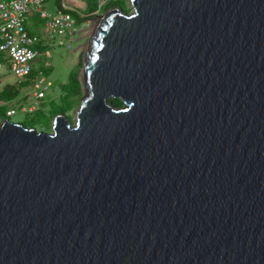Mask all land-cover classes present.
Masks as SVG:
<instances>
[{"label": "water", "instance_id": "water-1", "mask_svg": "<svg viewBox=\"0 0 264 264\" xmlns=\"http://www.w3.org/2000/svg\"><path fill=\"white\" fill-rule=\"evenodd\" d=\"M129 4L73 123L0 122V264H264V0Z\"/></svg>", "mask_w": 264, "mask_h": 264}, {"label": "rangeland", "instance_id": "rangeland-1", "mask_svg": "<svg viewBox=\"0 0 264 264\" xmlns=\"http://www.w3.org/2000/svg\"><path fill=\"white\" fill-rule=\"evenodd\" d=\"M59 2L60 0H45L43 3V8L51 15H55L60 9ZM100 2L101 0H76L75 3L77 5L74 8L77 9L79 15H89V17H80L79 15L73 13V16L76 18V26L78 31H75L72 36L65 35V37L62 38L61 44L58 43V38L48 39L46 36V38L43 40L42 50H48L50 55H45V53H43L37 58L34 66L37 70H40L42 74L45 75L47 79H49L53 84L49 88L46 98L37 100L33 95V79L27 78L19 83L18 78L9 73V68L5 67V75L0 76V85L6 86L9 84H15L20 87V91L15 99L5 103V107L14 108L15 113L10 116H4L2 113L4 110H0V122L4 119H8L12 122L24 123L28 126L31 124V122H37L40 109L47 112L51 107L52 101L48 98L49 96H54L55 101L60 104V84L68 81L69 73L75 69L78 64V78L81 80L83 57L86 54L88 43L98 21L94 17L96 15L103 14L108 9L115 8L116 6L122 8L128 7L129 11L131 9L129 0H104L103 4ZM114 4H116V6L108 8V6ZM73 5L75 4H72V6ZM87 19L89 21V26L86 33L80 32V28L86 24ZM44 22V20L38 18L37 16H31L26 26L28 30L33 31L31 33L41 35L43 33ZM67 43L70 44L69 47H67ZM46 62H48L49 65H47ZM81 89L82 93L78 97L77 102L72 110L63 114L71 123L75 121L76 111L79 107L80 100L84 95L83 87H81ZM30 107L32 110H29ZM51 125L52 119L50 121L48 130L47 128H41L38 123L35 124L34 127L37 130L51 132Z\"/></svg>", "mask_w": 264, "mask_h": 264}, {"label": "built area", "instance_id": "built-area-1", "mask_svg": "<svg viewBox=\"0 0 264 264\" xmlns=\"http://www.w3.org/2000/svg\"><path fill=\"white\" fill-rule=\"evenodd\" d=\"M76 0H60L57 14L51 15L43 8L45 0H0V76H4L5 67L9 68V73L18 78V82L31 78L30 74L36 71L33 79L34 96L37 100L46 96L52 82L37 70L34 66L35 61L43 53L50 55L48 50H42L43 40L58 38V43H62L65 35L72 36L78 31L76 18L73 13L79 15L76 7ZM101 4L104 0H101ZM72 4H75L72 6ZM31 16H37L44 20L43 33H31L26 24ZM80 16V15H79ZM89 17L82 15L80 17ZM89 26L88 19L86 24L80 28V32L87 31ZM70 46L69 43L66 44ZM49 65L48 62H46ZM1 78V77H0ZM1 81V79H0ZM4 86L0 85V91ZM29 110H32L30 107ZM15 113L14 108H8L6 115Z\"/></svg>", "mask_w": 264, "mask_h": 264}, {"label": "trees", "instance_id": "trees-1", "mask_svg": "<svg viewBox=\"0 0 264 264\" xmlns=\"http://www.w3.org/2000/svg\"><path fill=\"white\" fill-rule=\"evenodd\" d=\"M114 6H116V4L110 5V6H108V8H111ZM116 7H118V6H116ZM119 8L123 12H129L128 7L127 8L119 7ZM29 31L33 32L31 30H29ZM41 48L43 49L42 46H41ZM78 68H79V64L75 69H73L69 73L68 81L60 84V93H59L60 104H58L55 101L54 96H49L48 98L52 101L51 107L49 108V110L46 112L45 110L40 109L39 118L37 119V122L36 121H34V123L31 122V124L29 126L25 125L24 123H21V124H23L26 127H34V125L38 123L39 126H41V128H43V129L47 128V130H48V127L50 125V121H51V119H53V117L55 115L65 114L66 112H69L70 110H72V108L74 107V105L77 102L78 97L82 93L81 83H80V80L78 78ZM35 74H36V71L32 72L30 74V77L32 78ZM19 91H20V87H18L15 84L6 85L0 91V110H2V111L4 110L2 112L4 114V116H7L6 111L8 109L5 107V103L15 99L17 97V95L19 94ZM46 97H47V95L45 97H43L42 99H44ZM110 103L114 106H121L122 105V102L119 98H111Z\"/></svg>", "mask_w": 264, "mask_h": 264}]
</instances>
